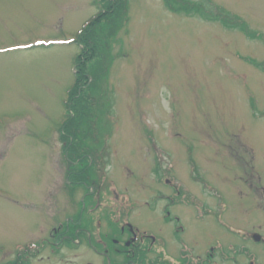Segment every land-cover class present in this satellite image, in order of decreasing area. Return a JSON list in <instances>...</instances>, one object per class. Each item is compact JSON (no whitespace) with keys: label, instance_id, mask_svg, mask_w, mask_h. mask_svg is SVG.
<instances>
[{"label":"rangeland","instance_id":"rangeland-1","mask_svg":"<svg viewBox=\"0 0 264 264\" xmlns=\"http://www.w3.org/2000/svg\"><path fill=\"white\" fill-rule=\"evenodd\" d=\"M192 1L238 15L254 37L194 12L173 13L163 0H129L109 51L116 58L108 73L106 187L94 204L85 185L72 182L77 163L59 129L75 39L103 0H0V264H105L80 235L72 237L77 248L51 250L52 228L73 214L70 228L87 226L78 212L88 203L101 221L96 241L109 232L108 215L116 223L127 210L134 228L163 240L172 256L182 244L200 250L232 241L264 264V234L229 235L223 222L256 221L253 185L264 183V0ZM111 19L102 23L106 32ZM173 187L192 196L191 207L167 201ZM219 193L229 202L223 219L214 216ZM212 256V264H235Z\"/></svg>","mask_w":264,"mask_h":264},{"label":"trees","instance_id":"trees-1","mask_svg":"<svg viewBox=\"0 0 264 264\" xmlns=\"http://www.w3.org/2000/svg\"><path fill=\"white\" fill-rule=\"evenodd\" d=\"M163 4L173 13L183 12L189 14L194 12L202 15V18L206 20L214 19L224 24L225 27L241 29L248 38L254 37L255 33H252L244 20L227 10H225L227 13L224 12L221 6L213 5L212 9H208V6L204 3L192 0H163ZM128 8L129 0H103V8H100L98 13L89 19L77 34L75 42L79 46V52L74 57L73 63V69L76 70L73 84L69 88L67 99L64 102V120L59 129V132L66 136L64 146L68 157L74 163H77V165L73 164L75 166L72 167V171L76 174L75 177H71L72 182L74 181L77 185H85L86 192L92 187L94 191L89 192L88 198L92 199L94 204L100 200L99 191L102 190V185H104L105 173L103 166L107 160V142L111 133V116L107 115V104L111 100L109 97L108 73L116 55L113 56L109 51L114 46V37L117 31L128 21ZM105 19H111L107 25V27L110 26V32L103 29L106 28L102 25V23H105ZM94 61L95 67L93 66ZM103 104H106L107 108L104 106L101 108L100 105ZM68 175L70 176L72 173L69 172ZM104 186L106 187V185ZM173 191L175 192V188H173ZM96 193H98L99 199L95 200ZM79 208L80 219L86 218L85 223L87 226L85 228L93 232L100 224H95L94 217L86 213V206L80 205ZM126 211L123 212L122 210L120 212L121 215H118L120 220H117L116 223L108 220L109 232L106 240L110 243V247L113 246L120 250H123L124 247L121 245L125 242L131 244L128 248H132L135 254L130 259L133 264H152L153 260L149 257V254L152 255L157 247L162 248L161 240L154 238L150 233L144 234L147 232L135 230L128 222L129 217ZM74 220H76L75 217ZM81 221L83 222V220ZM210 252H212V249ZM110 253L115 256L114 260H118L122 256V253H114L111 248ZM206 259L202 263H199V261L189 263L186 261V257L180 254V259L177 262L178 264H211V254L207 253ZM160 262L161 264H168V260L164 256ZM115 264H119V262Z\"/></svg>","mask_w":264,"mask_h":264},{"label":"flooded vegetation","instance_id":"flooded-vegetation-1","mask_svg":"<svg viewBox=\"0 0 264 264\" xmlns=\"http://www.w3.org/2000/svg\"><path fill=\"white\" fill-rule=\"evenodd\" d=\"M261 180H262V178L260 177V179L258 181L259 184L253 185L254 192L258 193V195H257L258 203H257V201L251 202L253 205L251 207V213L253 215L252 218H255L254 216H256L255 220L257 222L254 220H251L250 226L247 227L245 225L234 224L232 221H231L232 222L231 223V222L224 220L223 222L225 225V230H224L225 233H228V231H229V233H230L229 235H233L234 231H236V233L238 232L235 229H238L246 235H249L250 234L249 232H251V231H253V232L257 231L259 234H264V226H263V224H259V223H264V183H260ZM201 187H203L202 184H201ZM181 196L183 197V199L181 200L182 202L179 200L182 203L181 205L186 206V207H191V204H192V198L191 197L192 196L190 194H188V192L186 194L181 195ZM223 196L224 195H222L220 193L216 194V205L218 207V210L214 213V216L216 218L221 217L223 219L224 212L229 207L228 200H224ZM166 199L170 204H173V205H177L178 203H180V202L176 201L175 195L171 196V197L167 196ZM229 201H230V205H232L233 201L232 200H229ZM201 204L198 203L197 206L194 204L193 205L195 206L194 210L196 211V208H197V212L202 214V211L204 212V207L202 208ZM168 214L169 213L167 212L165 214V217H167ZM230 215L231 214H229V216ZM262 219H263V222H262ZM70 220L72 221L73 219H71V218L66 219L67 225L66 224H59L57 229L52 228L53 232L49 234V237L51 239H53V241L55 238H57L58 242L57 241H55L54 243L52 241L50 242V244H52V246H53V248L51 250L57 251L60 248H65V247L70 248V250L77 248L81 241L76 242L75 240H73L72 237H74V235H75L76 239H78V235H80L82 240H84V241L86 240L87 245L90 247V249L92 251H94L96 254L101 255L102 257L105 258V264H115L116 262H119V264H128V263L133 264V262L130 261V259L135 254L133 253L132 248H128L129 246H131V244L125 242L123 245H121L124 247L123 250H120V249H117V248L111 246V250H113L114 253L115 252L122 253V256H120L118 258V260H114L113 259L114 257H112L113 255H111V257H112V259H111V257H110L111 253L109 250L110 243L107 242V240H106L108 233H104L101 236V238H99V240L96 241L95 238L92 237V235H93L92 233H94V230L92 232L85 227L77 228V226H74L72 229L69 226V223L71 222ZM98 223L100 224V222H98ZM63 225L64 226L66 225L65 230H63ZM106 226L108 228L107 223H106ZM98 227L101 228V224L99 226H97V228ZM61 228H62V230H61ZM233 228H234V230H233ZM121 230H123V229H121ZM83 237H85V238H83ZM153 237L157 238L155 236H153ZM228 238H231V236H228ZM93 239L95 242L93 241ZM68 240H71L72 242L71 241L68 242ZM79 240H81V239H79ZM231 240H232V238H231ZM64 241L66 242V244L64 243ZM161 243H162L161 244L162 248L159 249L157 247V249L155 248L153 253H152V260H153L152 264H161L160 261H162L163 256L165 259L168 260V264H178L177 261L180 259V255L176 256L177 258L175 256H172L171 254H169L166 251L165 244H164L163 240L161 241ZM246 247H249V246H247L246 243H242V242H235L234 243L232 241H227V242L222 241V242H218L215 249L213 248V246H209L208 249L202 248L200 250L199 249L197 250L196 248H194L192 246H189L187 244H185L183 246V244H182L179 251L181 252V254H183V257H186V261L189 263H196L198 261H199V263H202L203 261L207 260L206 255H207V253H209V254H211V257H213L212 255H219L223 260L228 258V257L232 258L235 261V264H243V262H241V260L235 259V257L240 256V254H242L250 260L247 264H259L257 262V258H256L257 254L254 251H250V249H247ZM211 249H212V252H210ZM23 252H24V250L20 253L17 252L15 258L19 259L20 255H22ZM213 252H215V254ZM212 261H211V264H212Z\"/></svg>","mask_w":264,"mask_h":264}]
</instances>
